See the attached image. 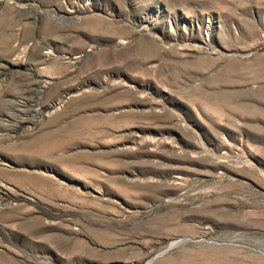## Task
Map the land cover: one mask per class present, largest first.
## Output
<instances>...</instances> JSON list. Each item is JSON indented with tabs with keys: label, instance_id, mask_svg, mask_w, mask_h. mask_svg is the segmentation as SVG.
I'll return each instance as SVG.
<instances>
[{
	"label": "rangeland",
	"instance_id": "1",
	"mask_svg": "<svg viewBox=\"0 0 264 264\" xmlns=\"http://www.w3.org/2000/svg\"><path fill=\"white\" fill-rule=\"evenodd\" d=\"M0 264H264V0H0Z\"/></svg>",
	"mask_w": 264,
	"mask_h": 264
},
{
	"label": "bare ground",
	"instance_id": "2",
	"mask_svg": "<svg viewBox=\"0 0 264 264\" xmlns=\"http://www.w3.org/2000/svg\"><path fill=\"white\" fill-rule=\"evenodd\" d=\"M40 109H41V108H38L37 111H36V113H39V112H40ZM22 113H23V112H22ZM24 113H25V112H24ZM23 115H24V114H23Z\"/></svg>",
	"mask_w": 264,
	"mask_h": 264
}]
</instances>
